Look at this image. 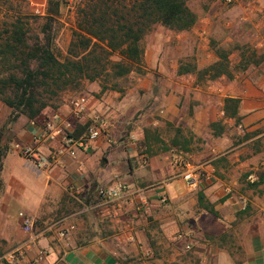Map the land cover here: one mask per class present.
I'll use <instances>...</instances> for the list:
<instances>
[{"label":"rangeland","instance_id":"1","mask_svg":"<svg viewBox=\"0 0 264 264\" xmlns=\"http://www.w3.org/2000/svg\"><path fill=\"white\" fill-rule=\"evenodd\" d=\"M85 1L87 0H61L62 7L58 18L59 31L54 47L55 53L61 61H65L68 57L73 31L79 21V11ZM115 1L119 3L124 0ZM125 1L128 5H131L134 0ZM189 5L191 10L198 16L197 24L204 27L209 25L208 40L202 41L200 44L194 34V37L188 36L187 38V34H182L179 38L175 32L160 26L155 27L143 41L145 58H159L163 62L164 68H167L166 62L168 61L169 70L166 69L163 72L151 70L149 72L145 59V68L136 67L132 73L124 78L115 79L107 76L108 74H104L100 80L92 82L99 85L100 95L104 94L101 93V86L106 85L109 87V90L106 91L108 94L117 93L126 96L129 93L132 102L143 104L131 114H124V118L120 120V123L116 119L111 120L108 118L111 123L110 128L113 129L111 132L113 158L116 159V163L119 162L116 167L117 174L122 179H116L108 186L116 181L129 182V174H135V171L151 174L149 171H151L150 163L152 161L161 167L170 166L173 156L180 152L190 155L193 161L199 165L226 160L228 154L225 153L232 148V145L246 137V135H251L246 132L245 134H232L234 128L228 125L222 139L216 137L214 135L215 130L212 129L211 134L213 136L205 139L197 136L189 126L184 127V123L169 122L159 112L152 110L154 99L162 93L161 97L164 98L163 101L169 108L173 105L171 94L173 96L183 95L180 91L175 90L174 92L171 86H167L172 80L175 83L190 86L189 95L192 97L190 113L192 116L194 115V97H196V91L193 88L198 84L207 87L212 82L209 79L199 81L195 75L186 77L181 82L182 79L171 70V64L173 63L174 68L176 63L180 66L182 62L184 65L196 64L198 69L202 70L218 60L217 49H225L231 52L230 60L233 66L240 60V51L238 50L240 47H244L246 51H257L260 56L264 55V0H240L233 4H228L226 0H191ZM47 7L48 0H0V27L7 21V18L15 17L18 15L17 13L42 16L45 14ZM120 58L119 54H115L111 59L118 61ZM140 78H146V85L133 91L139 84L138 80ZM87 84H91V82L83 81L80 89L66 91L63 98L64 96H71L72 102L77 98L84 97L83 92L87 89ZM147 85H151L149 90L145 89ZM170 111L172 110L170 109ZM177 113L178 117L183 118V112ZM9 114V109L0 102V144H2L0 149L5 146H12L10 134L5 132L6 127H2L5 117ZM173 115H175V112ZM116 122L119 123L117 126L114 125ZM136 125L142 127V131L137 132ZM84 126L85 124L81 127ZM178 129L182 133H178ZM145 130L151 132L149 141L145 139ZM83 131L81 133L78 131L79 135ZM135 132L138 136L136 139H132L131 135ZM175 137L178 138L180 147L171 145ZM225 137H228L229 141ZM253 143L256 148L263 146L261 140H255ZM3 145L5 146L3 147ZM217 146H220L221 152L213 150ZM167 147L170 149L166 151ZM15 149L23 156L21 148L16 146ZM223 153L225 155L220 157ZM221 166L224 169L226 168L222 163ZM209 173L212 172L206 168L200 170L202 180L200 187H204V184L209 185L215 180L214 178L208 179ZM221 173L223 172L221 171ZM173 176L172 171L168 178H173ZM230 176L235 175L231 174ZM139 180L141 181V178ZM140 181L137 183L138 188L136 189H142L143 192L152 194L153 199H159V201L157 204L152 202L151 209L148 211L145 210L146 207H141L140 202L133 205L136 213L143 212L144 216L140 217L142 220H146L148 223L152 221L151 226L147 228V232H142L141 235L137 236L134 233L136 237L134 240L131 239L133 232L130 229L126 227L121 229L120 225L117 226L119 215L117 216L116 212L118 213V203L121 201L103 205L101 201L88 198V196H83L79 200L69 196L71 199L67 200L73 206L74 211L78 212L77 217L79 220L87 219L90 213L94 215L102 208L107 209V211L110 210L109 218L105 217L106 219L103 222L104 231L102 236L105 238L110 237L109 241L112 247L121 252L122 256L116 258L120 264H229V258L223 250L231 256L232 264H243L246 260L243 244L257 248L259 242L256 239L258 237L264 239V184L257 185L259 178L253 182L251 180L243 181L249 196V200L244 201V204L247 205L246 210L242 212L244 214L237 216V220L233 224L234 227L220 237H212L214 235L210 230L211 227H215L213 231L220 234L222 228L216 223L218 218L199 207L198 192L201 190L200 187L192 189L186 186L182 180L172 179L171 186L175 190L181 188V191H176L175 197L171 200L166 195L159 196L156 194L157 189L155 188L158 186L155 185L156 182L143 180L141 181L143 183H140ZM26 182L25 186L27 187L22 195L24 205L34 202L35 197L40 195L34 182L31 180ZM98 187L97 185L94 188L96 190L93 189L94 195L97 193ZM160 197H166V199L161 201ZM155 205H157L158 210L154 209ZM87 208L89 210H86ZM113 210L116 212H113ZM150 212L153 214L150 215ZM231 213V209L224 210V214L227 216H231ZM64 216L63 214L62 217ZM246 220L250 224L246 227L242 226ZM90 221L94 220L91 219ZM60 224H64V220ZM31 227L32 233H34L36 229L33 226ZM68 229L70 231L74 230L70 226ZM21 230L25 234L27 233L25 227L24 230L21 227ZM69 230L65 229L67 236L68 233H71ZM15 239L18 244L13 247L11 246L12 243L7 242L4 236H0V264H11L5 257L24 242V239L19 236ZM220 252L221 255H219Z\"/></svg>","mask_w":264,"mask_h":264},{"label":"crops","instance_id":"2","mask_svg":"<svg viewBox=\"0 0 264 264\" xmlns=\"http://www.w3.org/2000/svg\"><path fill=\"white\" fill-rule=\"evenodd\" d=\"M208 27L209 25L204 27L196 24L190 31L177 33V36L181 38L182 34H187V38L195 35L201 44L202 41L209 39L210 29ZM191 31L192 33H190ZM145 59L149 72L151 70H158L159 72L169 70L168 61L166 62L167 68H164L163 62L157 57ZM171 66V70L182 79L181 82L186 77L194 76H179V65L176 63L174 68L173 63ZM138 81L137 89L135 88L133 91L146 85V78H140ZM170 82L167 86H171L174 92L175 90L180 91L183 95L173 96L171 94L173 105L170 108L163 101L164 98L161 97L163 93L155 98L152 103V110L159 112L165 120L176 124L184 123V127L189 126L197 136L205 139L213 136L211 134L212 123H221L225 127L224 134L228 125L234 128L232 134H245V132L251 134L232 145V148L225 153L228 154L226 160L201 164L203 168L212 172L209 173V179H215L211 184L201 186L199 192L205 194L206 200L214 205L218 213V216H213L218 218L216 223L222 228V231L220 234L216 233L213 231L215 227H211L210 230L214 235L212 237H220L234 227L233 224L237 220V216L244 214L242 212L246 210L247 205L244 204V201H248L249 196L243 181L255 180L264 174V64L257 67L251 66L245 73L237 74L232 81L223 77L210 82L207 87L196 85L193 88L196 91V97H194V115L192 116L190 113L192 103V97L189 95L190 86L175 83L172 80ZM150 86L147 85L145 89L149 90ZM162 88L165 89L163 86ZM83 95L86 99V111L78 120L72 114V97L64 96L63 104L57 110L47 109L37 121H30L27 117L21 116L15 122L8 124L5 129V132L10 134L12 146H6L7 150L0 175V236H4L5 240L12 243L11 246L13 247L18 244L15 239L17 236L24 239L21 245L33 238V244L26 248V255L22 261L24 264H116L118 263L116 258L122 256L119 250L112 247L109 241L110 237L102 236L103 222L109 218L110 210L107 211V209L102 208L94 215L90 213L87 219L79 220L78 212L74 211L73 206L67 201L69 196H72L70 192L72 188L80 192L77 197L72 196L77 200L83 196H88V198L100 201L98 195L100 187L108 186L116 179L122 180L117 174L116 167L119 162L116 163V159L113 158L114 150L111 149L113 143L103 138L89 150L79 152L76 158L64 155L57 166L46 171L35 169L15 149L17 145L33 146L48 153L50 149L59 147L61 142L59 139L41 143L35 142V138L39 137L46 124L55 116H60L65 121L74 123L78 129L80 126L89 123L95 116L103 117L109 123L108 118L116 119L120 123L124 114L129 115L143 105L140 102L139 104L132 102L129 93L126 96L117 93L108 94L107 92L100 95V87L96 83L87 84V89ZM227 98L240 99L237 118L226 117L225 100ZM174 112L175 115H173ZM177 112H183V118L178 117ZM7 118L8 116L5 117L2 127L5 126ZM237 119H240V122ZM119 123L116 122L114 125L117 126ZM112 130L110 128V132ZM136 130L137 132L142 131V127L136 125ZM132 136L137 137L138 134L135 132ZM218 138L222 139V136ZM225 138L228 140V137ZM255 140H261L263 146L256 148L253 143ZM213 150L221 152L222 149L217 146ZM225 154L223 153L220 157ZM155 163L154 161L150 163L151 171L149 172L151 174L140 171L129 174V182L127 183H130L132 188L131 195L118 203V213L113 210L117 216L119 215L117 226L120 225L121 229L125 227L130 229L133 232L132 240L136 239L135 236L141 235L142 232H147V228L152 223V221L148 223V221L142 220L140 217L144 216L143 212L136 213L133 205L140 202L141 207H146L145 210L148 211L153 203L157 204L159 201V199H153L152 194L143 192L142 189H136L138 188L136 185L140 181L139 178L141 181L156 182L155 185H158L155 188L157 189L156 194L159 196L166 195L171 200L175 197L176 191H181V188L175 190L171 186L173 183L171 180L175 179L177 173L172 162H170V166L164 167ZM221 163L226 166L225 169L222 168ZM172 171L173 178H168ZM231 174L235 176L232 177ZM25 180L34 182L40 195L35 197L34 202L24 205L22 195L27 187ZM141 181L140 183H143ZM97 185L99 189L97 188V193L94 195L92 191ZM166 197H160L161 201L165 200ZM225 198L226 200L222 201ZM157 208L155 205L154 209ZM227 209H231V216L224 214V210ZM63 214L64 217H62ZM151 214L153 213L150 212ZM91 219L94 221H90ZM62 220H64V224H60ZM246 221L242 226L246 227L250 224L249 221ZM27 222L36 229L34 233L27 232L25 234L22 232L21 227L24 230ZM69 226L74 230L70 231ZM65 229L71 233H68L66 238H62L59 232ZM259 238L256 239L259 242V247H257L258 245L255 246L257 248L243 244L246 258L243 264H264V239L263 237ZM41 252L44 255L41 256L39 254ZM223 252L229 258V264H232L231 256L224 250Z\"/></svg>","mask_w":264,"mask_h":264},{"label":"trees","instance_id":"3","mask_svg":"<svg viewBox=\"0 0 264 264\" xmlns=\"http://www.w3.org/2000/svg\"><path fill=\"white\" fill-rule=\"evenodd\" d=\"M190 1L134 0L128 5L125 0L120 4L115 0H87L79 11L65 61L57 57L54 49L61 0H48L42 16L17 13L7 18L0 27V102L10 112L4 128L21 116L37 121L45 110H57L63 104V94L80 89L85 80L96 82L104 74L121 79L136 67L145 68L143 41L155 27L181 33L197 24L198 16L191 10ZM238 50L240 60L235 66L230 60L231 52L217 49L218 60L211 66L200 70L196 64L181 62L178 75H195L199 81L223 77L232 81L251 66L264 64V55H258L257 51H246L244 47ZM115 54H119L120 60L111 59ZM108 90L106 85L101 86V93ZM240 102V99L225 100L226 117L237 118ZM84 128L80 126L77 130L81 133ZM211 129L216 137L225 132L221 123H212ZM177 132L182 133L180 129ZM150 135L145 130L146 141ZM171 145L180 147L178 138ZM4 148L0 149V175L7 150ZM262 184L264 174L257 185ZM198 203L201 209L218 216L203 192L198 194Z\"/></svg>","mask_w":264,"mask_h":264},{"label":"built area","instance_id":"4","mask_svg":"<svg viewBox=\"0 0 264 264\" xmlns=\"http://www.w3.org/2000/svg\"><path fill=\"white\" fill-rule=\"evenodd\" d=\"M226 1L228 4H233L240 0ZM71 106L72 114L74 118L78 120L86 111V99L84 97L77 98L71 102ZM77 134L78 130L74 123L65 121L60 116H55L46 124L44 131L39 137L35 138V142L41 143L59 139L61 141L59 147L50 149L48 153L42 152L33 146L21 147L17 145V148H21L24 158L33 165L35 169L46 171L57 166L64 155L76 158L79 152L89 150L103 138L113 143L111 140L110 123L100 116L93 117L92 120L85 125L83 133L80 135ZM131 138L136 139V136H132ZM172 164L177 171L175 178L182 180L186 186L192 189L200 187L202 182L200 170H202L203 167L196 164L190 155L184 154L183 152L177 153L173 156ZM70 192L74 197L80 194V192L74 188L70 189ZM98 195L103 205L116 203L131 195V187L123 181H116L108 187L100 188ZM86 210H89V208ZM25 228L28 233H32L30 223L27 222ZM59 234L62 238L67 237V232L65 230H61ZM181 238H183V236H181ZM32 241L33 238H30L26 243L9 253L5 257L6 260L11 264H21L26 255V248L33 244ZM188 248L190 247L188 246ZM39 254L41 256L44 255L43 252Z\"/></svg>","mask_w":264,"mask_h":264}]
</instances>
